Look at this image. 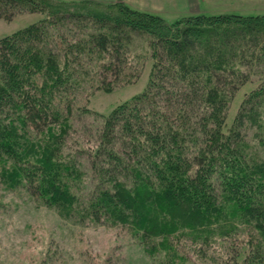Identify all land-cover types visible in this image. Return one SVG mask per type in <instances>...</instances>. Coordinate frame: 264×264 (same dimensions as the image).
Returning <instances> with one entry per match:
<instances>
[{
  "label": "trees",
  "instance_id": "obj_1",
  "mask_svg": "<svg viewBox=\"0 0 264 264\" xmlns=\"http://www.w3.org/2000/svg\"><path fill=\"white\" fill-rule=\"evenodd\" d=\"M0 7L42 15L0 37V159L20 170L30 193L77 223L129 226L147 242L165 235L167 243L151 248L167 258L192 262L170 242L184 229L199 238L192 247L200 264H264V157L242 133L247 105H264V14L170 22L123 0H0ZM135 34L149 43L144 89L66 157L67 124L94 113L77 106L83 94L132 78L123 66ZM256 68L260 84L230 121ZM259 119L264 128V110ZM211 245L221 250L210 255Z\"/></svg>",
  "mask_w": 264,
  "mask_h": 264
},
{
  "label": "rangeland",
  "instance_id": "obj_2",
  "mask_svg": "<svg viewBox=\"0 0 264 264\" xmlns=\"http://www.w3.org/2000/svg\"><path fill=\"white\" fill-rule=\"evenodd\" d=\"M95 8L98 9V6ZM14 13L11 8L0 7V37L42 17L39 13ZM154 13L170 22L198 13L264 14V0H167L163 11ZM131 38L123 74H132V78L114 82L111 88H92L83 94L77 106L85 105L94 113L76 114V119L67 124L70 129L63 143L66 157L75 153L78 146L90 145L86 141L94 134L92 130L100 126V119L120 102L144 89L151 64L150 52L147 51L148 38L140 34ZM142 66L141 75L134 82L133 78L137 77L134 76L138 75ZM259 72L260 69H254L253 83L237 93L230 109V121L236 118L250 91L259 86ZM263 110L264 105L258 102L255 106L247 105L250 114L242 130L249 142L259 148L261 157H264V128L260 127L259 116H263ZM255 113L259 124L253 118ZM170 238L174 244L173 251H188L193 256L191 261L200 264L192 247L195 245L192 243L199 238L191 239L184 229L172 232ZM164 242L167 243L165 235L153 234L147 242L142 230L121 224L77 223L65 219L56 209L28 191L20 170L12 162L0 159V264H192L180 258H167L164 252H155V248L152 250L151 247L161 246ZM216 249L221 250L211 245L206 247L205 252L211 255Z\"/></svg>",
  "mask_w": 264,
  "mask_h": 264
},
{
  "label": "crops",
  "instance_id": "obj_3",
  "mask_svg": "<svg viewBox=\"0 0 264 264\" xmlns=\"http://www.w3.org/2000/svg\"><path fill=\"white\" fill-rule=\"evenodd\" d=\"M111 1V0H103ZM115 1V0H114ZM132 7L151 12H160L167 7V0H123Z\"/></svg>",
  "mask_w": 264,
  "mask_h": 264
}]
</instances>
